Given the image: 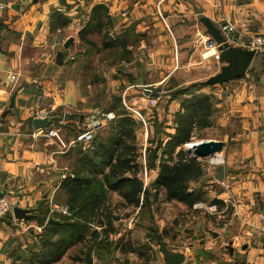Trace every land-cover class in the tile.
<instances>
[{"label": "crops", "instance_id": "obj_1", "mask_svg": "<svg viewBox=\"0 0 264 264\" xmlns=\"http://www.w3.org/2000/svg\"><path fill=\"white\" fill-rule=\"evenodd\" d=\"M202 17L218 27L230 20L241 33L246 25L250 35L264 33V0H0V195H12L15 208L33 215L22 220L12 212L0 222V264H40L49 220L59 223L67 216L63 209L71 216L69 190L90 181L96 191L93 184L115 162L95 157L99 145L105 154L113 141V120L92 139L78 138L103 121L102 113H121L133 124L136 176L149 200L144 205L142 193L127 219L135 231L95 248L90 261L71 260L82 250L73 242L52 264H165L162 246L184 254L182 264H264V68L255 57L246 75L203 85L220 63ZM238 41L235 46L245 48ZM182 79L192 82L170 98ZM175 80L151 110L143 88ZM206 98L213 124L201 131L218 127L222 136L213 141L224 144L225 155L198 160L203 174L190 183L194 204L168 199L163 190L155 195L162 163L182 148L170 152L179 125L186 113L198 114ZM46 117L54 119L51 127L35 130L33 120ZM51 129L58 136L43 135ZM42 213L45 220H34ZM109 215L89 222H114ZM88 228L86 236L95 230Z\"/></svg>", "mask_w": 264, "mask_h": 264}, {"label": "trees", "instance_id": "obj_2", "mask_svg": "<svg viewBox=\"0 0 264 264\" xmlns=\"http://www.w3.org/2000/svg\"><path fill=\"white\" fill-rule=\"evenodd\" d=\"M102 48H110L104 43ZM184 90L174 93V97L181 94ZM214 110L207 104V98L202 102L201 110L198 114L186 113L185 123L179 125V131L174 137L175 144L170 143V152H174L177 147H182L177 153L174 160H165L161 167L157 181L153 185L155 195L162 190L168 199L185 201L190 204L196 202L197 196L190 193V183L199 180L202 176L201 162L193 159L187 154L183 146L192 140L194 130L201 131L213 124L212 116ZM118 114V115H117ZM120 115V116H119ZM193 116V118H192ZM116 120L112 122V143L105 149V154H101V146H98V154L95 157L102 156L112 162L110 169L104 173L103 179L95 185L96 191H92V183L77 184L69 190V204L71 216H63L59 223H49L45 229L44 237L41 240L42 253L38 255L40 264H52L61 259L66 252L69 243H81L82 250L75 254L72 261H90L91 254L95 248H103L102 236L98 230L88 232L91 227V218H94L96 212L101 211V206L94 197L99 191H104L106 186L110 190L118 193L122 197V206L126 208H137L141 203V194L143 193L144 205L148 203L149 192L143 190L142 182L136 174L139 169L137 163L138 147L135 144L134 126L121 113H116ZM174 141V142H175ZM169 144V145H170ZM174 147V148H173ZM173 150V151H172ZM101 159V160H102ZM99 188V189H98ZM92 199L91 205L87 206V200ZM46 213L36 215L34 220H45ZM58 218V217H56ZM91 224V225H90ZM86 247V250L84 248Z\"/></svg>", "mask_w": 264, "mask_h": 264}, {"label": "water", "instance_id": "obj_3", "mask_svg": "<svg viewBox=\"0 0 264 264\" xmlns=\"http://www.w3.org/2000/svg\"><path fill=\"white\" fill-rule=\"evenodd\" d=\"M201 23L205 27L206 33L210 38L207 45L208 47H216L218 60L222 65L220 72L203 82V85H224L246 75L256 57L255 51L231 45L224 37L221 29L210 19L202 17ZM72 42L73 39H70L66 44V47ZM57 59L58 63L61 64L62 54H59ZM53 121L54 119L52 117H46L43 119L36 118L33 120V127L35 130L47 129L51 127ZM223 146L224 144L220 141H201L195 143L194 149L188 148V150L185 149V151L193 159L204 160L221 153ZM218 176L221 178L222 168H219ZM13 213L16 219L30 220L33 218L30 210L15 208ZM49 223L57 224L58 222L50 219ZM161 252L164 256L165 264H182L185 260L184 254L172 253L164 246L161 247Z\"/></svg>", "mask_w": 264, "mask_h": 264}, {"label": "rangeland", "instance_id": "obj_4", "mask_svg": "<svg viewBox=\"0 0 264 264\" xmlns=\"http://www.w3.org/2000/svg\"><path fill=\"white\" fill-rule=\"evenodd\" d=\"M221 67H222L221 64H217L215 66L214 72L219 73ZM206 80H204V81H206ZM204 81H201V82H204ZM178 82L182 83V88H180V90H181V89L188 87L190 85L189 82H192V81L188 80V79H186V80L182 79V80H178ZM100 84L101 85H99L98 89H100V87L102 88V86H104L103 83H100ZM176 84L177 83L175 80V81L168 82V84H165L164 86H162V88L156 89V88L150 87V86H146L143 88L146 91H149V93H150V95L148 96L149 98L147 97L146 100L148 101V104L151 107V110L155 109L157 107V104L161 101V99L168 95L167 91L170 90V87L173 88ZM209 89H212V88H209ZM174 93L175 92H169L170 98L174 97ZM102 99H103V97L99 100L103 103ZM103 106L106 107L105 104ZM153 112H154V110L150 111V117H151V115L154 114ZM142 114L143 113H141L140 116L144 115V114L143 115ZM108 123L109 122H107L106 124H108ZM220 136H222V133H220V131H218V127H214V129L207 130V131H196L195 133H193L192 140L189 143L185 144L183 146V149L188 150V147H187L188 144L199 143L201 141H209V140H213L215 138H217L219 140ZM138 153H139V149H138ZM217 155H225V151L221 152ZM138 159H139V156L137 157V162H138ZM94 197H97L99 203H101L100 204L101 211L99 213H97V215L95 216L93 221H98V217L100 218V215H103V213L108 212V211L110 212L109 217H113V219L114 218L116 219V220H114V222H111V221H108L107 219H105L106 223H107L105 225H100V224L94 223L95 224L94 226H97L100 229V231H103L105 237H107V238H104L105 239L104 243H108V245L110 246V244H111L110 240L113 239L112 237L118 235L119 233H121V235H122L121 237H123L125 234H127V232H129L131 230L135 231L136 226H134V224L132 225V223L127 221V219H129L131 216L133 217V215H135V214H133L134 210H133V208H126V207H123L121 205L123 200H122V197L118 193H116L114 191L113 192L112 191H106V192L99 191L98 193L95 194ZM103 218H108V217H103ZM5 219H7V217L0 219V222L4 221ZM100 219H102V217ZM141 231L145 232L143 229ZM119 239L117 241H120ZM149 257L152 258L153 256L150 255Z\"/></svg>", "mask_w": 264, "mask_h": 264}, {"label": "built area", "instance_id": "obj_5", "mask_svg": "<svg viewBox=\"0 0 264 264\" xmlns=\"http://www.w3.org/2000/svg\"><path fill=\"white\" fill-rule=\"evenodd\" d=\"M221 29V32L223 33L224 37L226 40L233 46L238 44V40L241 39V42L244 43V47L249 50L255 51L256 57H259L261 59L262 66L264 68V33H255L250 35V27L248 25L244 26V31L248 32L247 34H244L229 20H225V23L220 25L219 27ZM253 87L250 86V89ZM115 114L113 113H102L101 118L102 122H97L94 127L81 135L78 139L79 140H90L93 138V135L96 131L101 129L104 125V123L111 122L112 120L115 119ZM106 125V124H105ZM41 132L38 133V135ZM45 136H58L56 129H51L48 131L46 134H43ZM37 136V135H36ZM209 161V160H208ZM224 159L223 158H218L217 164H223ZM210 165H215L212 162H210ZM215 184H218L222 187H225L226 189H229V187L219 179H214ZM15 199L12 195H0V219L7 217L10 215L14 208H15ZM199 208H202L203 205H197ZM209 210L212 212H215L217 210V207L212 205L209 207ZM64 215L70 216L68 209H63L61 211ZM261 218L264 219V213L261 214ZM92 228L95 230H100L97 226L91 225Z\"/></svg>", "mask_w": 264, "mask_h": 264}, {"label": "bare ground", "instance_id": "obj_6", "mask_svg": "<svg viewBox=\"0 0 264 264\" xmlns=\"http://www.w3.org/2000/svg\"><path fill=\"white\" fill-rule=\"evenodd\" d=\"M194 145H195V143L189 144V145H187V147L190 148V149H194Z\"/></svg>", "mask_w": 264, "mask_h": 264}]
</instances>
